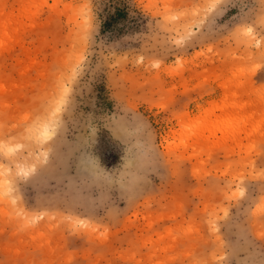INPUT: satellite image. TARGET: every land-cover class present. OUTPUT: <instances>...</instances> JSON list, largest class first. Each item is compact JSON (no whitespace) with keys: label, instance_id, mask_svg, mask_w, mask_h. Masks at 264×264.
<instances>
[{"label":"rangeland","instance_id":"374dc122","mask_svg":"<svg viewBox=\"0 0 264 264\" xmlns=\"http://www.w3.org/2000/svg\"><path fill=\"white\" fill-rule=\"evenodd\" d=\"M0 264H264V0H0Z\"/></svg>","mask_w":264,"mask_h":264},{"label":"crops","instance_id":"0c3cea01","mask_svg":"<svg viewBox=\"0 0 264 264\" xmlns=\"http://www.w3.org/2000/svg\"><path fill=\"white\" fill-rule=\"evenodd\" d=\"M212 86V88H217L218 87V84L217 83H211L210 84V87Z\"/></svg>","mask_w":264,"mask_h":264},{"label":"trees","instance_id":"16d2710c","mask_svg":"<svg viewBox=\"0 0 264 264\" xmlns=\"http://www.w3.org/2000/svg\"><path fill=\"white\" fill-rule=\"evenodd\" d=\"M104 144H105V146H108L106 142H104ZM113 158L116 159V156H114ZM117 158H118V156H117Z\"/></svg>","mask_w":264,"mask_h":264},{"label":"bare ground","instance_id":"6f19581e","mask_svg":"<svg viewBox=\"0 0 264 264\" xmlns=\"http://www.w3.org/2000/svg\"><path fill=\"white\" fill-rule=\"evenodd\" d=\"M45 130H47V127H45Z\"/></svg>","mask_w":264,"mask_h":264}]
</instances>
